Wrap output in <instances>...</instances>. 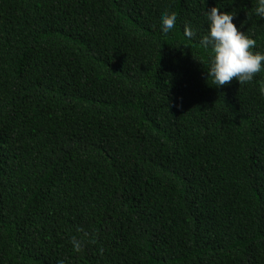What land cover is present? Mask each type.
Here are the masks:
<instances>
[{"label": "trees", "instance_id": "obj_1", "mask_svg": "<svg viewBox=\"0 0 264 264\" xmlns=\"http://www.w3.org/2000/svg\"><path fill=\"white\" fill-rule=\"evenodd\" d=\"M214 6L264 52L256 0H0V264H264V68L207 77Z\"/></svg>", "mask_w": 264, "mask_h": 264}, {"label": "clouds", "instance_id": "obj_2", "mask_svg": "<svg viewBox=\"0 0 264 264\" xmlns=\"http://www.w3.org/2000/svg\"><path fill=\"white\" fill-rule=\"evenodd\" d=\"M254 14L264 19V0H256ZM208 32L200 39L205 49L211 48L212 55L207 77L219 87L235 79L239 84L251 82L256 73L264 68V52L252 51L256 41L233 23L234 14L221 11L216 6L206 11ZM177 15L167 10L161 12L159 27L162 34L167 35L176 25ZM184 33L187 37L194 35L191 26L186 24ZM264 95V87L260 88ZM74 251H81L83 244L75 236L70 241ZM57 264H64L58 260Z\"/></svg>", "mask_w": 264, "mask_h": 264}]
</instances>
